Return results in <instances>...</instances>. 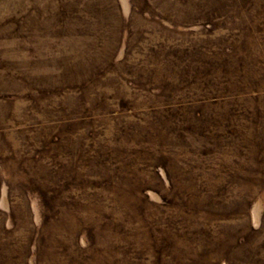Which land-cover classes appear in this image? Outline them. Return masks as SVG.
Here are the masks:
<instances>
[{
  "label": "rangeland",
  "instance_id": "374dc122",
  "mask_svg": "<svg viewBox=\"0 0 264 264\" xmlns=\"http://www.w3.org/2000/svg\"><path fill=\"white\" fill-rule=\"evenodd\" d=\"M0 264H264V0H0Z\"/></svg>",
  "mask_w": 264,
  "mask_h": 264
}]
</instances>
